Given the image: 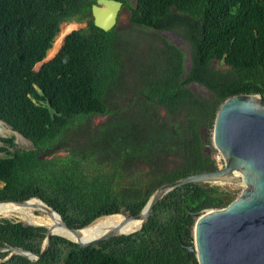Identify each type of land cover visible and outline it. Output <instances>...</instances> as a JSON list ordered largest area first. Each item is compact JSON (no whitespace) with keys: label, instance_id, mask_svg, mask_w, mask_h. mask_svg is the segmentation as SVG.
I'll use <instances>...</instances> for the list:
<instances>
[{"label":"trees","instance_id":"obj_1","mask_svg":"<svg viewBox=\"0 0 264 264\" xmlns=\"http://www.w3.org/2000/svg\"><path fill=\"white\" fill-rule=\"evenodd\" d=\"M117 1L129 11L128 32L155 37L140 36L149 44L131 88L121 83L125 31L95 26L97 0H0V121L33 145L18 149L14 137H0V201L39 198L76 228L138 215L159 187L218 169L205 144L227 99L264 97V0ZM71 21L87 28L35 71ZM177 30L190 44L188 69L185 52L160 35ZM193 83L209 95L192 91ZM96 115L105 122L86 128ZM71 129L69 155L56 156ZM228 196L217 185H186L134 235L89 248L55 236L39 261L15 256L9 264H198L182 247L191 245L196 221L188 212L225 207ZM45 232L3 220L0 245L39 253Z\"/></svg>","mask_w":264,"mask_h":264},{"label":"water","instance_id":"obj_2","mask_svg":"<svg viewBox=\"0 0 264 264\" xmlns=\"http://www.w3.org/2000/svg\"><path fill=\"white\" fill-rule=\"evenodd\" d=\"M124 8L121 1L97 0L92 7L95 26L109 32L117 27L120 13ZM205 148L209 152L218 151L223 159V166L212 172L192 174L159 187L138 215L102 216L88 226L76 228L68 225L58 211L39 198H31L26 201H0V204L13 203L27 206L31 204L32 200L37 199L43 203V208L48 215L54 213L60 217L59 227L76 239L74 241L67 236L56 234L57 227L54 225L46 227L26 224L17 220L1 219L0 222L8 220L35 228H44L46 232L39 253L8 245L0 249V252H9L5 258L0 255V263L14 256H21L31 262H37L47 254L55 236L75 243L81 248H89L101 246L119 236L134 235L143 230L158 203L168 194L183 186L190 184L225 186L236 181H243L245 188L239 197L226 207L188 212L196 221L191 245L182 243V247L187 249V254L195 255L198 264H264V97L241 94L227 99L217 113L212 144H205ZM226 190L229 191V189ZM116 215L124 216L123 225L115 227L95 239L86 237L85 232L97 220ZM133 220L139 221L138 228L131 232H121L124 225Z\"/></svg>","mask_w":264,"mask_h":264},{"label":"rangeland","instance_id":"obj_3","mask_svg":"<svg viewBox=\"0 0 264 264\" xmlns=\"http://www.w3.org/2000/svg\"><path fill=\"white\" fill-rule=\"evenodd\" d=\"M131 2L133 5H135L134 0H132ZM71 22L73 23L68 24ZM71 22H64L63 24H61L59 33L54 40L53 46L46 55L47 59L44 60L43 62L38 63L34 68L35 71H39L40 67L44 63H47L48 61L52 60L55 57V55L58 53V51L60 50V48L62 47L64 43V38L70 32L79 31V30L87 28L86 21L84 22L71 21ZM117 28L118 30L125 31V33H123V35L119 37L120 38L119 42H120L121 48H124L128 51L125 57H123L124 58V71H123L124 73L121 76H123L124 79L123 80L121 79V83L126 88H131V86L133 87L136 84V80H138L139 67H140L141 62L143 61V53L146 50L144 46H147L149 44L147 39H143L140 36H143L146 38H150V37L155 38V37L153 36L152 32L145 30V29H141V28H140V31L132 30V33L128 32V30H131L132 27L129 22V11L127 8H124L122 12L120 13L119 23L117 25ZM160 35L168 39L169 41H171L173 44H175L176 46H178L181 50L185 52L186 68L188 69L190 66V58H189V49L186 47V45L182 43L180 39L168 33H160ZM135 74H136V79L134 77ZM190 89L201 96L209 95V92L207 91V89L197 83L191 84ZM105 119L106 117H101L97 115L93 116L86 122V128H91V129L97 128L105 122ZM76 136L77 134L75 133V130L71 129L64 136V138H62V143H61L62 145H61V148L55 152L56 156L65 157L69 155V151L71 150L69 145H71L73 140L76 139L75 138ZM0 137H14L15 144L18 149H23V150L33 149V145L29 140L22 137L19 133L14 132L9 126H7L1 121H0ZM2 146L3 144L0 143V147ZM212 153L218 162V167H222L224 162H223V159L220 153L218 151H212ZM0 155H4V154L0 152ZM218 186H220L221 188L225 190L229 189V192L231 193V196H228L225 198L226 204L227 203L229 204L230 202L238 198L242 190L245 188L237 184L236 185L230 184V185H225V186L218 185ZM11 220L16 221L18 219H11Z\"/></svg>","mask_w":264,"mask_h":264},{"label":"bare ground","instance_id":"obj_4","mask_svg":"<svg viewBox=\"0 0 264 264\" xmlns=\"http://www.w3.org/2000/svg\"><path fill=\"white\" fill-rule=\"evenodd\" d=\"M231 184H237L245 187L243 181H236L235 183ZM1 219H18L17 221H21L26 224L43 225L46 227L54 225L57 227V229L55 230L56 234L67 236L74 241L76 240L72 237V235H69L66 231L59 227L60 217L54 213L52 215H48L46 210L43 208V203L37 199L32 200L31 204L27 206L16 205L13 203L0 204V220ZM124 222L125 218L123 215L103 217L97 220L90 227V229L85 232L86 237L88 239L98 238L107 231L123 225ZM138 226L139 221L133 220L129 223H126L121 232H131L133 230H136Z\"/></svg>","mask_w":264,"mask_h":264},{"label":"flooded vegetation","instance_id":"obj_5","mask_svg":"<svg viewBox=\"0 0 264 264\" xmlns=\"http://www.w3.org/2000/svg\"><path fill=\"white\" fill-rule=\"evenodd\" d=\"M180 32H182V31H181V30H179V31L177 30L176 32H174V31H166V32H162V33H168V34H170V35H172V36H174V37H177V38L180 39L181 42L184 43V44L186 45V47L190 50V44H189L187 41H185L184 38H182L181 36L178 35V33H180ZM8 245H9V244L0 245V249H3V248H5V247L8 246ZM0 255H1L2 258H5L6 256L9 255V252H7V251H1V252H0ZM14 257H15V256H14ZM14 257H12V258H10L9 260H7V261H5V262H2V263H0V264H9L10 262H12V260H13Z\"/></svg>","mask_w":264,"mask_h":264}]
</instances>
